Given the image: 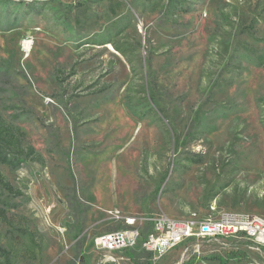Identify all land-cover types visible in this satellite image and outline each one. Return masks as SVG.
<instances>
[{
    "label": "rangeland",
    "instance_id": "1",
    "mask_svg": "<svg viewBox=\"0 0 264 264\" xmlns=\"http://www.w3.org/2000/svg\"><path fill=\"white\" fill-rule=\"evenodd\" d=\"M0 115V264H264L244 237L94 246L110 210L264 217V0H0Z\"/></svg>",
    "mask_w": 264,
    "mask_h": 264
},
{
    "label": "built area",
    "instance_id": "2",
    "mask_svg": "<svg viewBox=\"0 0 264 264\" xmlns=\"http://www.w3.org/2000/svg\"><path fill=\"white\" fill-rule=\"evenodd\" d=\"M110 214L123 224V228L111 230L95 237L97 250L109 253L108 259L117 262L110 253L141 246L158 258L175 247L193 240L190 246L199 248L204 241L244 237L264 247V217L224 210L217 215L188 219H169L163 212L149 214H122L110 210Z\"/></svg>",
    "mask_w": 264,
    "mask_h": 264
},
{
    "label": "trees",
    "instance_id": "3",
    "mask_svg": "<svg viewBox=\"0 0 264 264\" xmlns=\"http://www.w3.org/2000/svg\"><path fill=\"white\" fill-rule=\"evenodd\" d=\"M1 121L2 119L0 115V163L6 164L11 168H17L24 160L23 156L20 157V155L17 154L18 152H23V149H20L22 132H20L19 129L15 127V130L18 134L15 142V133L10 127L3 128ZM31 153H34L33 147L32 146L26 147V154H31ZM0 185L14 194H19V191H15L13 187L9 184V182L5 181L1 175H0ZM220 264H224V263H220Z\"/></svg>",
    "mask_w": 264,
    "mask_h": 264
},
{
    "label": "bare ground",
    "instance_id": "4",
    "mask_svg": "<svg viewBox=\"0 0 264 264\" xmlns=\"http://www.w3.org/2000/svg\"><path fill=\"white\" fill-rule=\"evenodd\" d=\"M169 219H176V218L169 217Z\"/></svg>",
    "mask_w": 264,
    "mask_h": 264
}]
</instances>
